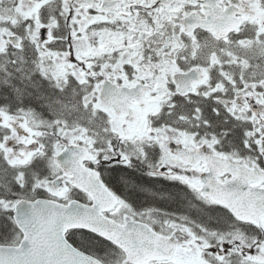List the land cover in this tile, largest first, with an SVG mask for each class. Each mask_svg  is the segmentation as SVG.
Listing matches in <instances>:
<instances>
[{"label":"snow or ice","instance_id":"1","mask_svg":"<svg viewBox=\"0 0 264 264\" xmlns=\"http://www.w3.org/2000/svg\"><path fill=\"white\" fill-rule=\"evenodd\" d=\"M0 264H264V0H0Z\"/></svg>","mask_w":264,"mask_h":264}]
</instances>
